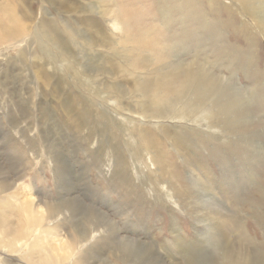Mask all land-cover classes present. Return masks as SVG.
<instances>
[{"label":"rangeland","instance_id":"rangeland-1","mask_svg":"<svg viewBox=\"0 0 264 264\" xmlns=\"http://www.w3.org/2000/svg\"><path fill=\"white\" fill-rule=\"evenodd\" d=\"M247 9L237 0H0V183L9 185L0 199L31 196L49 226L62 216L54 225L68 250L89 240L80 256L63 264H180L175 240L209 252L217 232L202 221L210 212L204 210L220 212L222 204L230 207V226L238 228V219L264 264V175L246 161L244 152L252 154V147L240 146L252 139L249 131L240 137L229 129L214 99L205 98L197 112L187 110L190 95L183 102L181 95L175 106L165 101L164 91L177 99V88L146 87L160 59L173 65L197 61L243 97L263 103V23ZM42 18L69 45L61 56L49 48L53 62L30 34L22 38L24 49L8 39L15 22L36 28ZM164 35L167 41L156 49L149 37ZM145 36V48L133 45ZM114 85L121 93L109 89ZM260 121L264 126V114ZM174 135L197 145L192 155L198 159L178 160L169 140ZM156 144L192 180L194 196H180V186L161 173ZM98 216L106 232L90 241ZM12 221L25 227L20 210ZM19 249L0 251V264H31L19 258L27 253ZM208 260L225 263L219 251Z\"/></svg>","mask_w":264,"mask_h":264},{"label":"bare ground","instance_id":"bare-ground-1","mask_svg":"<svg viewBox=\"0 0 264 264\" xmlns=\"http://www.w3.org/2000/svg\"><path fill=\"white\" fill-rule=\"evenodd\" d=\"M237 1L238 3H240L242 7H246V9L248 8L246 13L251 19L260 20L261 24L263 23L262 27H263V34H264V0H237ZM7 33L9 34L8 37H10L8 39L9 40L11 39L10 42L16 43L17 48L21 47L20 49H24L22 46L27 44L26 38L24 40H22V38L30 34L31 40L34 41L38 49H40L41 52L44 54L45 60L49 62H53V60H55L56 58L55 54H52L49 48L53 49L55 52H58V55L61 56L62 53H64L68 49V46H69L68 43L60 39V37L54 33V31L51 29L48 22L43 18L36 28H25L22 24L15 22V26L13 27L12 31L7 32ZM148 37L145 36L141 38L139 37L135 38V42L133 45L140 47V48L142 47L145 48V43ZM149 38L151 40V44L155 45L154 47L156 49L160 48V46L163 47L164 46L163 42L167 41V38L165 35L162 36L161 38H158V37L157 38L149 37ZM179 42L180 41H177L175 44L179 46L180 45ZM176 47L177 46L174 45L172 49ZM168 49H170V47ZM156 64L157 65L151 70V72L154 73V77H152L151 80L150 79L147 80L148 82L146 84H150V85L149 86L146 85V87L152 89V87L159 85V87L162 89L177 88V92L175 91L176 94L174 95L175 97H178V98L177 99H173V97L171 98L170 96L171 94H168L171 91H168L169 89L168 90L166 89L167 91H164L165 93H163V96L165 95L167 97L165 101L167 100V103H169V105L171 104L175 106L178 102V99L181 97V95H182V99L180 100L181 102H183L184 99L188 95H190L193 101L189 103V107L187 110L191 108L197 112L200 110V107L202 106L205 98L206 99L208 98L209 100L210 98L212 100L214 99L213 100L214 102H212V104L213 106L215 105L217 106L218 108L217 113L221 116L224 122H226L229 125L228 126L229 129L231 130L233 129L234 131H236L238 133L237 135H239L240 137L244 136L243 132L249 131V134L251 135L250 138L252 139H246V140L244 139L243 141H241L240 146H242L243 144L246 147L248 146L252 147V150H251L252 154L248 155V153L244 152L246 156L244 157L246 158V161L249 160L255 164L254 168L256 169V171L254 172L260 173L261 175L258 174V176L262 177V175H264V126L262 125L263 121H260V120H261L262 115L264 114L263 112L264 102L260 104L259 101H251L250 100L251 98L248 99L247 97H243L242 95H240L238 92L235 91L234 87L228 83L229 81H225L223 78L216 77L213 74L214 73L213 69L210 68L211 66L208 67L204 63L201 64V63H198L197 61H193L191 63L184 64V65H173L169 63L168 64L164 63L162 62V59H160L159 64H158V61ZM7 76H6V73H4V77L6 78L3 81L4 86L7 85L6 83L7 78H8ZM81 87H83V89L86 88L84 83ZM109 89L117 90L119 93H121V88L117 87L116 85H114L113 87ZM234 91L237 93L236 95ZM19 101L20 102L16 103L15 105L17 106L16 107L17 111L20 112L19 113L20 116H23L24 113L22 112L21 105H20L21 100ZM221 101L225 102V104L220 103ZM85 102L87 104L86 107H89L88 109L86 108L87 111H90L92 109L91 102L87 100H85ZM147 104L150 105V102L147 101ZM205 104H207V102H205ZM151 105L153 107L156 106V103L154 100L151 101ZM246 105L252 106V109H250L249 106H246ZM87 111L85 110V112ZM181 115L182 114H180V116ZM257 118H259V120ZM111 122L113 123V125H115L113 120H111ZM245 123L246 124L254 123L257 128L251 129L252 125L250 126L251 127L250 128L249 126H246ZM169 140L171 141V143H173V146L176 149L174 153L175 155L178 156V160L184 159L185 162L191 164V162L189 161L193 160L194 158L198 159L197 157H193L192 155V150L195 149L197 145L194 147V145L188 144L189 140H186V138L183 139L178 135L169 137ZM86 141H89L88 138H86ZM147 141L150 142V144H152L151 141L153 140L149 139ZM160 144L155 145V149H156L155 155L156 156L154 157L162 165L161 173L164 176L169 175V179L174 180L176 185L178 184L180 186L179 187L180 196L181 195L182 196L183 195L194 196L196 193L194 192L195 186L192 180L185 177L181 172L176 170L175 162H172L171 158L167 157L166 151L163 149V146ZM257 152L259 153V155H257ZM167 169L169 170L170 173L167 172ZM8 186H9L8 184L0 183V193H3L5 190H8L9 189ZM199 193L201 194V192ZM221 194H224V193H220V195ZM224 196L225 195H223V197ZM28 197H31V196H28ZM28 197L27 195L22 194L21 197L19 198L15 197V195H9L6 198L4 197L3 199H0V251L3 254L16 252L17 248L21 249L24 247L27 253L26 254L23 253L24 255L19 257L21 260H24V262L26 261L27 263H31V264H63L64 260L65 262H67V259H69V257L73 258V256L80 253L84 249L87 243H88L87 246L89 245V240H86L85 238V240L82 241L81 239L82 236H81V238L77 237L79 240L81 239V241H79L80 245L74 250L73 248L72 250L70 248L68 250V248H66L68 244L65 247L66 242L61 241L59 239L60 236L57 234L56 227L54 225V223L56 224L58 220H62L63 217L61 216L60 218L58 217L55 221L53 220L54 222L50 226L49 224H47L48 222L46 223L47 224L46 225L45 219L43 218V214H41L39 208L36 209L37 207L34 206L32 199H29ZM225 198H227V196ZM224 200L225 199H223V201ZM212 202L217 203L216 200L215 202L214 201ZM221 206H222L221 208L222 211L220 212L211 211L210 208L212 206L207 207L206 209L204 208L205 209L204 211L209 210L210 212L207 211V214L204 215V218L202 219V221L207 219V221H209L210 223L209 226H212L217 232V235H216L217 237H215L214 243L211 247L212 249L209 252L203 249H199V248H195V249L187 248L186 245L183 243L182 239L177 238L175 240L174 244L179 249V255L181 256L182 261H183L180 264H213L208 259L211 258V256H213L214 258V254L216 255L218 251L222 253V257L225 262L224 264H262L259 253L254 249L255 247L251 248L252 245L250 244V242L247 240V238L245 239V237L242 235V228L240 226L238 219L234 220V223L237 224L238 228L234 229L230 226L231 214L228 213V209L230 208L228 204H222ZM190 207L196 208V210L197 208H199L195 206V204L193 206L191 205ZM201 208H202V205H201ZM216 209L214 208L212 210H216ZM18 210H20V212L22 213V217L24 218L25 227L23 226V228H21L19 225L15 226L13 224L14 222L12 221V219L14 220L16 216V212ZM72 210L73 209L71 208L70 212H72ZM12 216L14 218H11ZM102 218L103 217L98 216L96 219H94L93 222H91L94 225V229H93L94 231L92 232V236L90 235V241H95V239L101 235V232L102 233L106 232V230L103 228V227H106V225L102 221L104 218L103 219ZM256 220H258V218ZM49 240L52 243H54L53 246H55V249H52V248L44 249L43 248L42 244L46 243ZM120 247L122 249L124 245L123 247L122 245ZM52 251H54L55 254H53ZM129 253L136 254V252L134 251H130ZM137 255L139 254L137 253ZM78 256H80V254H78Z\"/></svg>","mask_w":264,"mask_h":264}]
</instances>
